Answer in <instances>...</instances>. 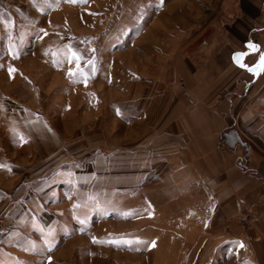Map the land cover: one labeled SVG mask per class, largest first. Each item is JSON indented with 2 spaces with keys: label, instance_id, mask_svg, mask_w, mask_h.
Returning a JSON list of instances; mask_svg holds the SVG:
<instances>
[{
  "label": "rangeland",
  "instance_id": "obj_1",
  "mask_svg": "<svg viewBox=\"0 0 264 264\" xmlns=\"http://www.w3.org/2000/svg\"><path fill=\"white\" fill-rule=\"evenodd\" d=\"M45 1V4L39 1L38 11L33 6V3L38 6L36 2L17 1L19 6L24 8L26 3L27 7L14 14L12 2L0 0V165H4L0 167V264H168L173 258L168 254L165 238L154 247L150 241L140 242L136 247L145 251L140 254L135 247L126 246L131 243L122 240L124 235L118 240L107 237L103 242H111L106 245L122 253L109 247L104 248L103 255L94 242L90 245L85 237L75 233L49 239V232L40 225L32 222L29 226L30 210L25 206L12 208L11 204L28 185L26 197L31 200L52 202L55 196L52 213L66 212L58 218L67 215L70 194L88 199L85 193L70 192L71 185L66 183H62L65 189L60 187L57 192V187L55 195H51L48 181H35L55 162L47 163L45 145H41V150H37L38 145L30 146L29 133L36 138L38 124L50 122L66 142L72 132L85 138V142L88 139L86 146H93L97 168L109 171L99 173L98 182L92 185L104 197L107 194L99 186L120 184L119 178L127 183L129 178H135L129 175L137 168L162 169L168 162L164 149L151 163L135 158L133 139L140 129L114 114L115 104L120 100L117 91L128 89V77L134 71L148 76L151 69L164 67L167 62L190 57L204 60L216 46L226 43L241 46L252 35L244 10L253 12L261 3L259 0ZM87 123L90 129H79ZM48 142L55 149L51 135ZM174 146L169 147L171 154H176ZM249 147L264 154V135L261 138L257 134ZM71 148L78 152L80 146ZM106 180L108 184L104 183ZM155 180V176L149 175L133 179L139 186ZM142 199L141 195H134L122 206H132ZM89 200L96 207L98 201ZM116 200L119 197L109 205L118 204ZM86 207L89 206L82 209ZM105 214L95 208L90 219L111 217V222L122 219L117 212ZM46 215V223H53L52 216L56 215ZM83 218L77 217L75 223L81 232H87L81 223ZM250 219L246 214L242 224L247 226ZM71 228L74 229V224ZM64 232L68 234L69 230ZM90 239L94 241L95 237ZM227 260L221 258L216 264H228Z\"/></svg>",
  "mask_w": 264,
  "mask_h": 264
},
{
  "label": "crops",
  "instance_id": "obj_2",
  "mask_svg": "<svg viewBox=\"0 0 264 264\" xmlns=\"http://www.w3.org/2000/svg\"><path fill=\"white\" fill-rule=\"evenodd\" d=\"M10 1L13 11L16 10L14 14L27 7L26 3L24 8L15 3L27 0ZM39 1L46 3L45 0H31L38 4L36 7L33 3L37 11ZM259 1L260 8L253 12L244 10L252 35L241 46L232 43L216 46L204 60L190 57L167 62L164 67L151 69L148 76L134 71L128 77V89L117 91L120 100L115 104L114 114L123 121L128 120L129 125L132 121L134 128L140 129L133 139L135 158L151 163L164 149L168 161L162 169L137 168L127 175L135 178L149 175L157 180L139 186L133 181L135 178H129L127 183L119 178L120 184L99 186L103 194H107L104 197L92 185L98 182L99 173L108 169L97 168L94 148L86 146L89 140L85 142V138L74 136L72 132L66 142L50 122H45L38 124L36 138L29 133L30 146L38 145L37 150H41L45 145L47 163H55L35 181H48L51 195H55L57 187V192L60 187L65 189L62 183H66L71 185L70 192L85 193L88 199L70 194L72 200L68 201L67 215L58 218L66 212L52 213L55 196L52 202L31 200L26 197L28 185L19 198L11 202L12 208L25 206L29 209L32 215L28 225L32 222L40 225L49 232V239L75 233L85 237L90 245L94 242L102 252L104 248L115 249L106 245L111 242H103L107 237L118 240L124 235L122 240L132 241L126 246L135 247V252L140 254L145 252L136 247L140 242L150 241L154 247L165 238L168 254L173 258L168 264H216L221 258H227L228 264H264V154L249 147L257 134L261 138L264 135V71L256 74L241 66L254 67L264 55V0ZM250 43L255 49L249 47ZM237 53L245 54L240 57L241 63H237ZM90 128L87 123L79 129ZM47 134L54 140L53 150ZM75 145L80 146L78 152L70 149ZM170 145H175L176 154H171ZM54 178L55 185L52 184ZM134 195H141L142 202L122 206ZM115 197H119L118 204L110 206L109 202ZM89 199L98 201L96 207ZM82 206L89 207L83 210ZM95 208L103 215L117 212L122 219L111 222L110 217L94 221L90 218ZM46 214L56 215L52 216L53 223H46ZM246 214L251 219L250 224L244 226L241 219ZM77 217L85 218L81 223L87 232L77 227ZM67 229L68 234L64 232ZM90 237H95L94 241ZM115 251L122 253L120 249ZM118 254L115 256L120 257Z\"/></svg>",
  "mask_w": 264,
  "mask_h": 264
},
{
  "label": "snow or ice",
  "instance_id": "obj_3",
  "mask_svg": "<svg viewBox=\"0 0 264 264\" xmlns=\"http://www.w3.org/2000/svg\"><path fill=\"white\" fill-rule=\"evenodd\" d=\"M250 48L255 49V45L253 44H249ZM73 55L75 56L76 54L73 53ZM244 53H237L236 59H237V63H241L240 57L244 56ZM242 67H246L249 68L250 71L259 74L260 72L264 71V55L260 56V60L259 62L254 66V67H249L248 65L242 64ZM9 71H13L12 68H9ZM4 165H0V167H3ZM127 243H132V241H126ZM153 244L155 243L154 241L152 242ZM243 247V245H241ZM49 259H51V257H49Z\"/></svg>",
  "mask_w": 264,
  "mask_h": 264
}]
</instances>
